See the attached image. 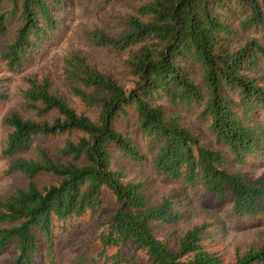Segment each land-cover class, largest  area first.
Instances as JSON below:
<instances>
[{"label": "trees", "instance_id": "obj_1", "mask_svg": "<svg viewBox=\"0 0 264 264\" xmlns=\"http://www.w3.org/2000/svg\"><path fill=\"white\" fill-rule=\"evenodd\" d=\"M135 1L123 25L85 32L92 48L119 54L121 78L76 52L62 64L68 95L47 74L24 77L35 118L11 111L3 122L6 174L29 180L0 198V257L14 253L8 264H58L60 240L86 219L94 227L73 264H132L138 255L145 264H225L203 245L207 223L188 229L176 248L169 244L163 229L184 219L176 199H150L145 184L116 165L115 152L133 164L152 155L164 177L219 200L230 196L237 217L264 215V179L226 169L227 156L204 146L184 113L197 110L237 165L264 158V0ZM62 5L0 0V37L18 23L0 52L10 72H21L58 30ZM40 175L56 182L40 186ZM107 193L115 207L99 219ZM230 264H264V243Z\"/></svg>", "mask_w": 264, "mask_h": 264}, {"label": "rangeland", "instance_id": "obj_2", "mask_svg": "<svg viewBox=\"0 0 264 264\" xmlns=\"http://www.w3.org/2000/svg\"><path fill=\"white\" fill-rule=\"evenodd\" d=\"M140 2L129 0L105 6L101 0H63L62 7L56 8L60 27L50 36L46 45L33 54L31 62L21 72H10L0 61V198L6 197L15 189L25 187L29 182L21 174H6L8 160L2 155L8 132L3 123L6 116L11 111H18L24 117L35 118V114L27 109L23 95L26 87L24 77L47 74L51 77L54 87L68 95V83L62 75V64L70 53L76 52L87 56L90 62L100 69L121 78L123 71L118 61L119 54L92 48L86 41L85 32L101 26L107 28L123 25L126 15L131 13ZM17 28L18 23H12L6 34L0 37V52L13 40ZM251 36L261 38L262 34H251ZM260 71L264 76V67ZM184 113L187 124L201 137L204 146L224 152L227 156L226 169L231 172L240 171L250 180L264 179V158L251 157L245 165H237L228 149L215 143L207 121L199 118L197 110ZM132 135L141 142L136 133L134 135L132 132ZM62 141L63 138H59L47 144L53 147L61 144ZM115 153L118 158L116 165L127 172L129 177L143 182L150 199L157 202L165 197L176 199L184 219L176 225L163 229L169 244L174 248L178 244L179 237L200 223H207L210 226L203 236L204 247L209 252L219 255L225 264H230L238 252L243 253L251 248H258L264 243V215L237 217L232 211L230 196L219 200L206 194L201 188L187 187L182 182L164 177L153 167L152 155L147 163L133 164L119 155L120 153ZM34 181L43 186L56 182V179L50 175H40ZM104 199L105 206L99 219L109 215L115 207L111 194L107 193ZM93 227V224L86 219L75 232L68 233L60 240L58 264H73L76 256L85 252L89 243L87 239ZM131 254L129 248L124 251L125 256ZM13 257L14 253L11 252L0 257V264H8ZM145 259L144 255H138L132 264H145Z\"/></svg>", "mask_w": 264, "mask_h": 264}]
</instances>
